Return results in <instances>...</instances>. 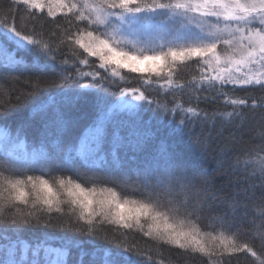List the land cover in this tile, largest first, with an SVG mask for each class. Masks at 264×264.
I'll return each instance as SVG.
<instances>
[{
    "label": "snow or ice",
    "instance_id": "1",
    "mask_svg": "<svg viewBox=\"0 0 264 264\" xmlns=\"http://www.w3.org/2000/svg\"><path fill=\"white\" fill-rule=\"evenodd\" d=\"M21 77L0 111V264H155L152 244L264 264V130H246L264 109V0H11L0 81Z\"/></svg>",
    "mask_w": 264,
    "mask_h": 264
},
{
    "label": "trees",
    "instance_id": "2",
    "mask_svg": "<svg viewBox=\"0 0 264 264\" xmlns=\"http://www.w3.org/2000/svg\"><path fill=\"white\" fill-rule=\"evenodd\" d=\"M10 2L11 0H0V6L6 7L7 4ZM57 19H59V16L57 17ZM24 23L30 25L32 22L26 17L24 20ZM39 23L45 24V21H40ZM45 26L47 29L51 28L50 24H46ZM194 74H195V70L193 67H181L178 72L177 80L180 83H185L188 80H190ZM125 75H131L132 77L135 76V74H127V73H125ZM128 86L129 87H140L141 83L137 82L133 78L130 80ZM20 90H26L22 77L19 79L0 81V111H3L8 106L9 103H13V104L15 103L16 94ZM142 90H146V94L150 95L151 97L159 98L161 100L164 99L162 95H158L159 90L155 85H152V86L143 85ZM237 95L243 96L245 95V93L239 92L237 93ZM251 95L259 96L261 95V93L257 91V92L251 93ZM179 98L186 101L187 95L181 96ZM17 114L22 115V117H27L29 115V110L27 108L16 109V112L13 114V120L16 119ZM246 115H247L246 130L251 129L253 127L255 128V132H250L251 135H255L259 133L260 131L264 130L259 127V121L261 117L264 116V109H258V108L249 109L247 110ZM245 138L247 139V137ZM25 139H26V144L29 150L35 147V137L32 135V133H29V135ZM2 155L3 153L0 152V156ZM204 163L210 170L215 167V165L212 163L211 160L205 161ZM7 174L8 173H5V175ZM27 174L28 175H40L38 171H30V172H27ZM20 175L22 176L23 173H20ZM53 175H71L73 179L77 178L76 175L68 169L54 170ZM45 178H50V177L45 176ZM81 182H83V178L81 179ZM18 207L20 208L21 211H34L33 209L26 207L24 205H18ZM64 207L65 209H67L68 205L66 204L64 205ZM6 211L13 213L15 212V209L10 208V209H6ZM64 219H68L67 215L64 217ZM72 219L75 220V214L72 215ZM103 227L107 230V229H110L112 226L105 225ZM40 231L41 230L25 231L22 234V239L26 243H32L39 237ZM49 239H51L54 243H58L60 241V234L56 233L50 236ZM249 240H250V236L248 234L241 235L238 237V242H241V243L247 242ZM253 246L258 253L264 252V246L261 245L258 239ZM149 247L151 248V251L149 254L152 256V260L155 262V264H160L161 261H163V264H206L207 259H208L207 257H202L199 255L195 257H188L184 253H182L181 250L169 248L168 246H159V245L152 244V245H149ZM91 255L95 257V253H92ZM237 255L240 258L238 261L235 258H233V264H258V261H256V259L251 257L250 255H246L244 253H239ZM81 258L87 259V257L85 256H81ZM72 259H75L74 255Z\"/></svg>",
    "mask_w": 264,
    "mask_h": 264
},
{
    "label": "rangeland",
    "instance_id": "3",
    "mask_svg": "<svg viewBox=\"0 0 264 264\" xmlns=\"http://www.w3.org/2000/svg\"><path fill=\"white\" fill-rule=\"evenodd\" d=\"M94 59V58H93ZM153 79H156L155 77H153Z\"/></svg>",
    "mask_w": 264,
    "mask_h": 264
}]
</instances>
